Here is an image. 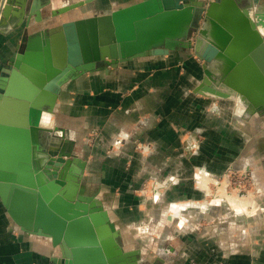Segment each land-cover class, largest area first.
Returning a JSON list of instances; mask_svg holds the SVG:
<instances>
[{
  "label": "crops",
  "instance_id": "obj_1",
  "mask_svg": "<svg viewBox=\"0 0 264 264\" xmlns=\"http://www.w3.org/2000/svg\"><path fill=\"white\" fill-rule=\"evenodd\" d=\"M13 1L0 30V76L25 36L141 0H92L56 16L53 10L81 0ZM204 75L203 61L185 48L87 72L63 84L54 113L44 119L52 128L46 135L63 134L59 148L84 161L81 188L103 201L125 249H138L153 264H264V211L244 216L179 203L204 198L195 180L200 168L221 175L231 164L257 159L264 181L256 116L239 121L236 100L200 91ZM139 141L150 145L148 154L136 149ZM150 179L172 183L159 202L139 192ZM259 204L264 209V195ZM179 213L188 224L174 221ZM59 254L50 238L21 230L0 197V264H51Z\"/></svg>",
  "mask_w": 264,
  "mask_h": 264
},
{
  "label": "water",
  "instance_id": "obj_2",
  "mask_svg": "<svg viewBox=\"0 0 264 264\" xmlns=\"http://www.w3.org/2000/svg\"><path fill=\"white\" fill-rule=\"evenodd\" d=\"M90 1L65 4L53 15ZM194 1L141 0L65 21L25 36L4 68L0 197L23 231L49 237L59 247L51 264H138L103 201L80 190L84 161L60 144L45 146L43 132L52 128L42 122L54 113L65 82L135 57L168 54L188 45L190 30L198 28L194 47L204 61L201 88L221 98L235 91L250 113L264 114V14L255 19L242 0ZM12 3L7 0L4 15ZM72 161L82 171H71Z\"/></svg>",
  "mask_w": 264,
  "mask_h": 264
},
{
  "label": "rangeland",
  "instance_id": "obj_3",
  "mask_svg": "<svg viewBox=\"0 0 264 264\" xmlns=\"http://www.w3.org/2000/svg\"><path fill=\"white\" fill-rule=\"evenodd\" d=\"M202 1L207 5L214 0H202ZM6 4H7V0H0V13H1L0 30L2 28V22L4 19V9H5ZM241 5H242V7L250 8L251 13L255 19H258L259 15L264 14V0H242ZM258 27L262 29L261 25H259ZM198 36H199L198 28H192L188 34V37L185 39V41L188 43V45H186V46L177 45L176 48L171 49V50H180L181 48H185L186 50H189L192 53V56L194 58H196V60L203 61L195 53V47L194 46L196 44ZM145 56H147V55H145ZM1 61H2V58L0 56V62ZM8 63H9V61H8ZM8 63H6V65ZM109 66H111V65H109ZM3 70H2V72H3ZM2 72H1V76H2ZM61 91H62V89H61ZM208 96H210V95H208ZM211 97L217 98L219 100H225V99L236 100L235 101V108L233 110V112H234L233 114L236 117H238V116L240 117L239 121H241L240 119H242V118H248L249 117V119H250L252 116L253 117L256 116L251 120L252 126L254 128V136L253 137H254V140L256 142L264 143V114L263 113H258V112L250 113L249 112V106L246 102L238 103V101H239L238 96H234L235 97L234 99L221 98V97H215V96H211ZM42 137L44 139L45 146L48 147L51 144H55V145L60 144L61 142L59 141V139H62L64 136H63V134L61 135V133H57L54 135H52V134L46 135V132H43ZM123 139H124V137L117 138L114 141V143L112 144L113 145L112 148H115V147L122 145ZM263 147H264V144H263ZM136 149L139 152H141L142 154H148V152H150V145L146 144V142L139 141L137 143ZM245 163L246 164L240 165L239 167L231 164L230 166H228V168H226L224 173L221 175H215L211 171L206 170L205 168H200V170H197L195 173V178H196L195 180L197 182L198 188L203 190L204 198L202 200H199V199H197V200H183L185 202H179V203H184V204L188 203V205L191 204L190 206H192V207L201 205V206H199L201 208L200 210H202L205 207L204 205H206V207L207 206L208 207H210V206H222V207H226V208H232V210L241 211V212H243L244 216H251L253 214L261 213L262 211H264V209L259 204L261 202L262 196L264 195V181L261 178V175H263V173L261 171L262 167L260 168V162L257 159L256 160L250 159ZM80 184H81V187H83L82 179L80 181ZM171 184L172 183L170 181L169 182H162V181H156L155 179H150V180L144 182L142 187L139 189V192L141 195H143L145 198L149 199L150 201L159 202L160 198L163 196V193L168 190V187ZM80 190L83 193H85L82 188H80ZM168 204H169V202H168ZM168 204H165L166 205V207H165L166 211L169 210V207L167 206ZM237 205L240 207H237ZM183 208H184V206H183ZM108 213L110 215L109 210H108ZM124 215L127 219H133V218H130L131 216H129L127 213ZM240 216H243V215H240ZM185 217H187V216H185ZM110 218H111V215H110ZM111 220H112V218H111ZM174 221L176 223L183 222L182 223L183 225L188 224V222L183 217V214H180V213L177 216H174ZM132 222H133V220H132ZM139 230L140 229L138 228V230L136 232L141 233ZM131 233L134 234V232H131ZM122 239H123V236H122V232H121V238H120L121 242H122ZM126 250H128V249H126ZM128 251H135L136 252L135 258L138 259V264H153L150 261V258H148L149 256L144 255L145 256V258H144L143 256L140 255V251L138 249H129Z\"/></svg>",
  "mask_w": 264,
  "mask_h": 264
},
{
  "label": "bare ground",
  "instance_id": "obj_4",
  "mask_svg": "<svg viewBox=\"0 0 264 264\" xmlns=\"http://www.w3.org/2000/svg\"><path fill=\"white\" fill-rule=\"evenodd\" d=\"M263 32H264V29H263ZM205 41H207V40H205ZM205 43V42H204ZM204 45V44H203ZM210 68H211V66H210ZM212 68L214 69V67L212 66ZM201 84H203V82L201 83ZM216 84V83H215ZM216 86V85H215ZM200 87H201V85H200ZM200 91H205V90H203L202 88H200L199 89ZM209 92V91H208ZM236 92L235 91H232V93L231 94H233L231 97H233V98H235L234 96H237L236 94H235ZM242 98L244 97V96H241ZM42 124L44 125L45 124V122H44V120H43V122H42ZM71 171H73L74 173L75 172H77L78 173V171H82V169L77 165V163L76 162H71L70 164H69V167H68ZM229 184V183H228ZM227 187V186H226ZM229 187V186H228ZM227 191V190H226ZM229 192V191H228ZM237 207H240V206H238L237 205ZM14 221V220H13ZM17 225V224H16ZM18 227H19V225H17ZM20 228V227H19ZM21 229V228H20ZM22 230V229H21ZM49 238V237H48ZM58 248V250H59V247H57ZM59 253H60V250H59Z\"/></svg>",
  "mask_w": 264,
  "mask_h": 264
},
{
  "label": "built area",
  "instance_id": "obj_5",
  "mask_svg": "<svg viewBox=\"0 0 264 264\" xmlns=\"http://www.w3.org/2000/svg\"><path fill=\"white\" fill-rule=\"evenodd\" d=\"M0 16H1V13H0Z\"/></svg>",
  "mask_w": 264,
  "mask_h": 264
}]
</instances>
